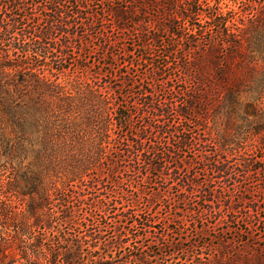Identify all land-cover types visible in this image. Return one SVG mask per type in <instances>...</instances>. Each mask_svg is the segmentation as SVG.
Returning a JSON list of instances; mask_svg holds the SVG:
<instances>
[{
    "label": "trees",
    "instance_id": "16d2710c",
    "mask_svg": "<svg viewBox=\"0 0 264 264\" xmlns=\"http://www.w3.org/2000/svg\"><path fill=\"white\" fill-rule=\"evenodd\" d=\"M44 1L51 14L42 25L43 1L0 0V264H126L102 247L113 246L120 227L131 237L152 231L151 224H139L138 200L129 194L134 181L149 182L150 170L158 171L165 185L148 198L149 205L177 185L175 198L186 202L203 194L210 206L206 211H223L214 205L213 180L200 181L197 172L209 168L216 180L228 183L239 172L261 171L249 152L264 149V0H234L231 6H223V0H111L106 11L118 34L132 31L129 22L142 27L137 28L145 38L141 60L149 55L168 59L161 67L153 64L157 83L150 89L128 71L117 85L113 72L102 69L89 82L73 77V67L89 68L80 63L87 60L82 52L93 40L92 30L104 57L120 35L106 32L97 12L84 13L87 0ZM166 32L169 52L156 54ZM131 53L124 48L123 55ZM111 57L117 60L114 53ZM172 64L183 88L170 83L174 77H168L169 86L158 81ZM97 78L105 80L103 86ZM137 112L142 126L122 133ZM175 121L194 122L198 130H177ZM175 132L180 145L169 140L164 147L162 141L146 147L149 133ZM183 147L202 149L187 159ZM198 163L196 174L188 170ZM102 173L127 185L129 193L122 196L133 207L130 214L128 209L116 214L123 225L115 236H106L103 226L114 207L113 199L100 192ZM246 193L253 190L246 187L241 200ZM224 204L228 214L218 224L237 212ZM54 220L76 233L61 237ZM240 241L235 251L208 254L215 263L206 262L197 249L181 264H264V242ZM158 243L160 249L148 246L152 254H136L135 263L174 264L161 260L179 253L183 242Z\"/></svg>",
    "mask_w": 264,
    "mask_h": 264
},
{
    "label": "rangeland",
    "instance_id": "374dc122",
    "mask_svg": "<svg viewBox=\"0 0 264 264\" xmlns=\"http://www.w3.org/2000/svg\"><path fill=\"white\" fill-rule=\"evenodd\" d=\"M41 1H43V4L40 5L41 7L38 12L43 20H41V24L44 25L45 19L43 18H47V15L51 13H47V9H45L49 7L46 1ZM203 1H205L206 4L209 2L211 4L214 3V0ZM236 1L249 2L248 0ZM189 2H191V0ZM110 3L111 0H87L83 3V6H86L84 13L87 14L94 11L97 12L98 17L104 19L105 31L109 32L111 36L120 35L119 42L115 43V45L109 50L106 49L107 51L105 54H107V56L104 57L103 50H98L101 46L100 40L97 39L95 36L96 33L92 30L94 34L93 40L82 52L83 55L87 57V60L81 61L80 63V65L87 63L89 68L85 70L83 69V66L73 67L71 75H73V77L81 76L84 81L89 82L88 77H92V74H95L96 71L102 69L107 74L113 72L112 84L117 85L121 84L120 76L123 72L128 71L132 78L141 80V82L144 83V86L150 89L152 88L151 86L154 82L157 83V81L154 80L155 75L152 71V68L154 67L153 64L161 67V65L168 59H166L165 56L164 58H159L154 55H149L147 60H141V56L143 54L142 46L145 39L143 34L139 31L142 27H139L138 24L129 22L128 25L134 27L131 29L132 31L119 32L118 34V31L114 30L115 28L112 23L111 15L108 11H106L109 7L108 4ZM226 3H229L231 6V4H234V0H223L221 2L223 6H225L224 4ZM226 9L228 8H225L224 10ZM229 12L233 14L232 10ZM194 22L198 23L199 21L195 20ZM137 28H139V30H137ZM112 32H114V35H112ZM163 35L164 36L159 43L161 47H158L155 50V52H157L156 54L164 55L169 52L167 45L171 43V37H169L168 32ZM124 48L131 50L132 53L128 56L123 55ZM111 53L116 55L117 60L111 57ZM125 60H131L132 62L129 63L128 67H122L123 65L120 66V64ZM169 62L171 64L174 62V59L171 58ZM119 66L121 68V72L118 71ZM166 68L167 69L164 70L163 75L157 77L160 83L164 82L166 86H169V83H166L168 81V77H174L175 74L179 75L180 71L177 70L175 64ZM100 78L105 77L102 75ZM173 79L174 80L170 81V83H177L176 87L178 88L184 87L180 82H177L175 77ZM90 80L93 81L94 79ZM96 81L97 84H100L101 86L105 83V80L98 78L95 79V82ZM139 101L142 102V99L140 98L138 102ZM131 116L132 117L127 126L123 127L121 130L124 134L128 132L130 133L132 130H136L142 126L143 122L140 120L141 114H139V112L135 114L131 113ZM173 124L176 127L178 126L177 130H182L184 127L192 128L191 131L193 132L198 130L194 125V122H188L182 125L183 123L175 121ZM174 134L176 135L157 136V134L149 133L147 136L148 138H146V147H150L152 144L158 143L157 141H162L163 143L161 144V147H164L166 146V142H169V140L172 143L180 145L178 142L179 133L175 132ZM196 149L197 147H183L182 150L184 151L182 153L187 157V159H189L200 154V150L202 148H200V150ZM204 149L209 148L205 147L203 150ZM249 155L253 160L254 168H261V171L257 173L249 172V174L239 172L236 181L225 183L220 180H216V175L213 174L209 168H205L203 171L198 169L197 174L199 175L200 181H204L206 178L213 180L211 185L216 188L215 195H217L214 205L217 206L216 208L220 207L224 211H218L217 213L206 211V209H209L210 206L204 201L203 194H198V197H193L190 201L186 200V202L181 201V198H175L173 194H177L176 192L180 188V186L177 185L173 186L170 194L166 193L167 196H164L163 193L160 192V198L156 197L153 205H149L148 198H150L154 193H157V188L161 189L162 186L165 185L163 183L165 180H163V177L160 176L158 171L150 170V174H148L149 182L146 180L139 185L134 181V183H132L134 187H131L133 192L131 193L127 191V185L119 184L118 182L113 181L111 177H108L107 174L102 173L105 179L101 180L103 182V187L100 192L101 194H104V198L106 196L107 198L113 199L112 207H114L111 213V219L103 221L106 236H115V234H117L116 228L123 225V223L120 222L121 217L116 214L126 211L127 209L129 211L127 214H130L133 211V207H129L128 202L124 199V196H122L124 192L125 194H133V197H136L135 199L138 200L139 210L135 212L141 215L139 217V219L141 218V221H138L139 224L141 223V226H148L151 224L150 230H152L149 233L145 232V230H141L137 236L131 237L130 235L122 233L124 231V227H120L121 229L118 231L119 238H117V240L115 239L116 241L113 242V246L110 249L103 246L102 251L103 248L104 253H109L112 250L113 257H115L117 261H124L126 264H136L134 256L143 251L145 252L144 254H152L148 246L160 249V245H158L159 240L160 242H163L164 240L174 242L181 241L183 242V246L181 247L182 251L180 250L179 253H175L173 257H167L168 260L170 258L169 262L167 261V258L166 260L161 261L166 263L173 261L174 264H181L186 258H192L198 249L203 252L206 262L215 263V260L208 255L211 252H213V254H218L219 252L224 253L229 250H231V252L235 251L239 248V246L242 247L240 245L242 243L240 240L250 239L257 242H264V149L261 150L259 148H255L249 152ZM14 165H17L19 172L21 168H19L20 165L18 162H15ZM196 167L201 166L198 163L196 166H192L188 170L195 173L197 170ZM111 176L114 179L120 180L115 175ZM246 187L253 190V193H246L244 200H241ZM136 188H143V190L137 191ZM226 201L227 204H231L237 212H235L234 215L227 217V220L218 224L217 221L222 216L226 215L225 212L228 214L224 204ZM192 211L194 212L193 214ZM193 219H196V222L193 223ZM185 223H187V225ZM53 224L55 228L59 230L61 237H64L68 232L76 233L77 231L72 228L60 226L56 223V220H54ZM136 229L137 227L134 228V230ZM248 232H251V234ZM68 234L71 235V233ZM162 234H164V238L161 237ZM142 237L144 238L142 239ZM58 239L59 238L57 236L54 238L56 245H58ZM121 241L122 243L119 244ZM245 247L249 246L247 245ZM192 248L196 249L194 250ZM167 250H170V248Z\"/></svg>",
    "mask_w": 264,
    "mask_h": 264
}]
</instances>
